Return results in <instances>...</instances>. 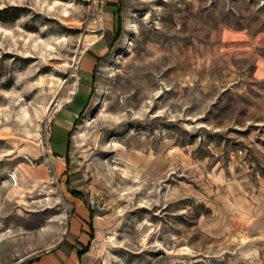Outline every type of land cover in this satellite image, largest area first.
<instances>
[{
	"label": "rangeland",
	"instance_id": "374dc122",
	"mask_svg": "<svg viewBox=\"0 0 264 264\" xmlns=\"http://www.w3.org/2000/svg\"><path fill=\"white\" fill-rule=\"evenodd\" d=\"M0 10V264H264V0Z\"/></svg>",
	"mask_w": 264,
	"mask_h": 264
},
{
	"label": "crops",
	"instance_id": "0c3cea01",
	"mask_svg": "<svg viewBox=\"0 0 264 264\" xmlns=\"http://www.w3.org/2000/svg\"><path fill=\"white\" fill-rule=\"evenodd\" d=\"M107 47V42L105 38L103 40H96L93 44H91V47L87 48L85 51V56L83 57L82 61V67H81V73L83 76H87L89 73H91L90 69L94 66L98 58L103 54ZM261 80H263L261 87L258 92L257 101L258 104L264 108V69H261ZM86 79V78H85ZM88 85L87 83L82 84L80 91L76 93L72 98H70L64 105H62L56 115L54 116L53 120L51 121L50 125V135H49V145L51 150L56 154L58 158H61L62 156H66V152L59 151L55 152L53 150V147L51 145V140L53 138L54 132H60L62 138L66 139V144L68 146V138H69V132L70 129L73 126V123L75 122L77 116L81 113L85 99L87 98V92H88ZM62 258L60 255H48L45 257H42L40 260L24 263V264H63Z\"/></svg>",
	"mask_w": 264,
	"mask_h": 264
},
{
	"label": "trees",
	"instance_id": "16d2710c",
	"mask_svg": "<svg viewBox=\"0 0 264 264\" xmlns=\"http://www.w3.org/2000/svg\"><path fill=\"white\" fill-rule=\"evenodd\" d=\"M0 13H2V10H0ZM0 19H3V18L0 17ZM105 52H106V51H104L103 54H104ZM103 54L98 58V60L103 56ZM92 78H93V74H91V78H90L91 81H92Z\"/></svg>",
	"mask_w": 264,
	"mask_h": 264
}]
</instances>
